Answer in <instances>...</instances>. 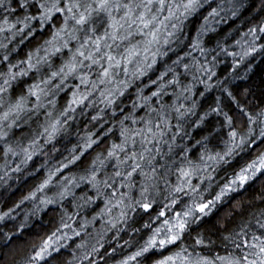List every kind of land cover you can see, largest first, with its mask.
Wrapping results in <instances>:
<instances>
[{"label": "snow or ice", "instance_id": "snow-or-ice-1", "mask_svg": "<svg viewBox=\"0 0 264 264\" xmlns=\"http://www.w3.org/2000/svg\"><path fill=\"white\" fill-rule=\"evenodd\" d=\"M246 8V0H0V187L19 179L14 174L37 155L51 159L59 152L57 144L72 135L77 109L84 116L103 105L89 121L97 131L0 211L3 224L15 221L25 202L33 205L13 231L0 234V247H10L31 216L69 198L78 210L97 201L102 207L78 228L65 209L59 225L13 264H53L70 242L71 259L64 264H107L105 257L117 250L105 249L112 243L108 233L112 240L146 234L116 264H264V186L252 191L264 182V106L242 102L234 92L235 81L252 71L246 62L264 56V17L235 40L238 50H229L227 38L213 44L218 26ZM258 11L264 12V0ZM45 34L16 58L20 45ZM221 57L231 58L223 77L217 72ZM61 93L68 99L58 110ZM212 93L219 95L205 107ZM250 94L243 89L245 98ZM222 97L235 105L234 114L225 111ZM192 131L200 137L194 144L186 142ZM110 135L117 138L84 175H63ZM253 152L216 182L214 173ZM214 183L219 190L213 194ZM82 184L88 191L77 196ZM52 187L57 191L48 196ZM226 199L235 203L221 224L213 217ZM97 221L93 234L88 228Z\"/></svg>", "mask_w": 264, "mask_h": 264}, {"label": "trees", "instance_id": "trees-1", "mask_svg": "<svg viewBox=\"0 0 264 264\" xmlns=\"http://www.w3.org/2000/svg\"><path fill=\"white\" fill-rule=\"evenodd\" d=\"M246 4V10L242 11L238 17L230 19L226 23H221L218 26L217 32L213 34V44L216 39L224 40L227 38V44L233 46L230 47L229 50H238V48L234 46L235 40L240 39L242 34L246 32L249 27L253 26L254 24H259L261 22V18L264 17V12L258 11L259 0H246ZM43 38H46V34L45 37L38 36L36 39H33L30 42H25L24 45L19 46L18 52L14 55L16 58H24L25 54L29 50H34L35 46L42 42ZM42 54L43 53H41V55ZM54 59L56 63H59L58 58ZM221 61L222 63L217 68V72L221 77H223L224 75H227L228 71L230 70L229 66L231 65V58L221 57ZM247 63L252 64V71L247 74L248 78L246 80L235 81L236 86L234 88V92L242 102L252 101L254 105L264 106V56L257 55L247 61L246 64ZM245 68L246 65H242L239 69V74L241 76L245 74ZM245 88L250 89L251 93L247 98L243 96V89ZM216 95H219V93H212L207 97L205 107L207 106V103L212 102L213 97ZM67 99L68 95L66 93H61L57 97L58 110L65 105ZM222 103L225 106V111H230L232 114L235 113V105L231 103L227 97H222ZM102 107L103 105L97 104L96 108L87 109V115L84 116H81L80 110L77 109V112L75 113V120L72 122V135L67 138H62L60 143L57 144L59 152L50 153V156L52 157L51 159L37 155L22 173L14 174L18 176L19 179L10 180L8 185L0 187V211H6L9 207H13L16 203H18L23 195H26L42 181V179L46 176L47 169L49 167L57 166L58 161H62L64 157L69 156L73 146L82 143V137H85L89 131H97V128L93 127V124L89 121L91 115H94L95 112ZM33 127H35V125H33ZM25 131H27V129H25ZM192 137L193 139L191 141L186 139V142L194 144L195 139L200 138L197 131H192ZM116 138V136L110 135L99 147H94V149L89 150L88 153H86L80 161H77L75 165H70L67 169L63 170V175H74L77 178L81 175H84V170L88 167L93 157L97 153L104 151V149L108 147L112 140ZM213 143H215V141ZM193 154H195V150ZM255 154L256 153L253 152L248 155H243L242 157H238L236 160H234L231 165L223 166L217 173L213 174L215 176L216 182H222L226 176L231 174L234 168H238L239 166L243 165ZM0 163H2V161H0ZM45 163L46 167H41V165H44ZM34 169H39V171H34ZM56 179H59V174ZM193 182L196 183L197 181L194 179ZM217 183L213 184V194L215 191L219 190ZM262 186H264V182H257L252 191H255ZM56 191L57 188L52 187L47 191V195L54 196ZM85 191H88V187L83 184L80 188L75 189L77 196L82 195ZM252 191L245 193L243 199L247 200L250 198ZM89 194H91V192H89ZM206 195L208 194L206 193ZM233 195L235 196L236 194ZM239 198L240 197H237V199ZM234 203L235 201L230 202L226 199L222 204L218 205V210H216V215L213 217V219L219 218L221 224H227L229 213L231 212L232 205ZM32 207L33 205L31 202H25L23 205H21V208L17 209V213L19 214L16 215L15 221H7L3 224H0V234L3 232L13 231L15 225H17L23 219L24 212L32 209ZM100 207H102V203L97 201L96 205L78 210L76 209L72 198H69L63 202L62 207L59 205L49 206L47 209L38 213L37 215L31 216L29 227H27L18 237L14 238L12 245L10 247H0V264H13V261H19L20 256L26 251H29L30 246L33 243H39L41 236L47 234L50 230L59 225L60 216L63 214L65 209L67 210L68 214L73 216V220L69 221V223H72L73 227L78 228L79 224L84 219H91V216L95 214V212H97ZM77 211H79V215H75ZM144 219H147V217ZM138 226L139 224H137V227ZM99 228L100 222L97 221L94 226H89L88 231L95 234ZM112 237L113 233H108L107 239L111 240L112 243L111 245L105 244V249L111 251L112 247H116L117 250L113 255L105 257L107 264H116V261L123 259L125 256L134 252L143 243V239L146 238V234L122 233L121 238L118 240H112ZM78 239L79 238H77V242ZM125 240H131V244H125ZM217 242L219 243V241ZM70 244L71 247L69 249L62 250L61 255L53 261V264H64L65 261L71 259V248L74 247V243L70 242ZM117 245H119V247H117ZM229 249L231 250V246H229ZM103 251L104 250H101L102 254ZM221 254H223L222 251ZM154 258L158 257H153V259ZM100 264H104V261H101ZM148 264H151V261H149Z\"/></svg>", "mask_w": 264, "mask_h": 264}, {"label": "rangeland", "instance_id": "rangeland-1", "mask_svg": "<svg viewBox=\"0 0 264 264\" xmlns=\"http://www.w3.org/2000/svg\"><path fill=\"white\" fill-rule=\"evenodd\" d=\"M56 63V62H55ZM58 64V63H57Z\"/></svg>", "mask_w": 264, "mask_h": 264}]
</instances>
